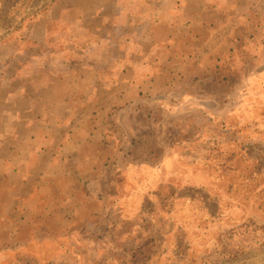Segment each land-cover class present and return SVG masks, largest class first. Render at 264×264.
Masks as SVG:
<instances>
[{
    "label": "crops",
    "instance_id": "0c3cea01",
    "mask_svg": "<svg viewBox=\"0 0 264 264\" xmlns=\"http://www.w3.org/2000/svg\"><path fill=\"white\" fill-rule=\"evenodd\" d=\"M29 35L0 38V254L50 245L51 264L104 228L92 193L144 163L133 139L178 85L226 55L264 74V0H60Z\"/></svg>",
    "mask_w": 264,
    "mask_h": 264
},
{
    "label": "rangeland",
    "instance_id": "374dc122",
    "mask_svg": "<svg viewBox=\"0 0 264 264\" xmlns=\"http://www.w3.org/2000/svg\"><path fill=\"white\" fill-rule=\"evenodd\" d=\"M48 1L0 0V38L25 33L23 20ZM254 69L214 67L206 82L178 85L163 114L150 112L133 139L144 163L106 186L104 201L92 193L91 208L110 215L104 228L73 235L67 264H264L252 225L264 224V74ZM49 246L5 250L0 264H51Z\"/></svg>",
    "mask_w": 264,
    "mask_h": 264
},
{
    "label": "trees",
    "instance_id": "16d2710c",
    "mask_svg": "<svg viewBox=\"0 0 264 264\" xmlns=\"http://www.w3.org/2000/svg\"><path fill=\"white\" fill-rule=\"evenodd\" d=\"M60 0H49L47 3H44L41 7H39L36 11L30 13L23 21H26L28 23L27 29L25 33H19V35H17L16 40L17 41H21L24 42L25 40H29V36L27 35L31 32V30L35 27V22L38 21V18H40L42 15H44L48 9H50L52 7L53 4H55L56 2H58ZM23 26V25H21ZM20 26V28H21ZM20 28L19 30L15 29L14 33L20 32ZM28 30V31H27ZM15 35V34H14ZM25 35V36H23ZM233 56L231 55H226L224 57H220L217 61H216V65L215 67L218 69H223L226 71H235V69L233 68L232 63L228 62L227 60L230 58L232 59ZM237 60L239 62H242L243 60L237 58ZM137 180V179H136ZM119 202V201H118ZM254 228H257V231H260L261 234L264 235V224L261 226H256L254 223L252 224Z\"/></svg>",
    "mask_w": 264,
    "mask_h": 264
}]
</instances>
